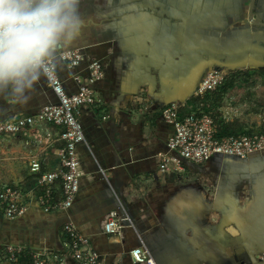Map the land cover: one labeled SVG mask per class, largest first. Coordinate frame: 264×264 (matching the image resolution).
<instances>
[{
    "label": "crops",
    "instance_id": "obj_1",
    "mask_svg": "<svg viewBox=\"0 0 264 264\" xmlns=\"http://www.w3.org/2000/svg\"><path fill=\"white\" fill-rule=\"evenodd\" d=\"M250 1L81 0L90 23L68 49H79L83 59L73 68L61 60L56 69L68 93L78 90L74 75L87 80L91 61L104 69L90 85L95 104L78 111L86 137L77 146L79 191L65 210L38 202L40 176L63 168L56 127L0 138V181L20 188L26 205L12 219L0 211V253L23 247L59 254L64 261L56 264H75L63 232L72 223L105 264H132L129 251L141 244L158 264H249L235 252L244 243L251 264H264V150L248 158L185 161L184 171L168 160L162 172L159 158L169 153L174 131L163 108L194 109V93L212 67L264 68V26L249 21ZM255 17L264 21V0H256ZM30 97L24 104L0 99V121L58 102L46 77ZM229 98L218 106L220 119H243ZM34 158L42 163L41 175L30 170ZM111 211L132 222L117 235L102 230Z\"/></svg>",
    "mask_w": 264,
    "mask_h": 264
},
{
    "label": "built area",
    "instance_id": "obj_2",
    "mask_svg": "<svg viewBox=\"0 0 264 264\" xmlns=\"http://www.w3.org/2000/svg\"><path fill=\"white\" fill-rule=\"evenodd\" d=\"M82 59L83 55L79 49H67L62 58L69 68L78 66ZM233 72L232 68L228 67H212L194 93V97H199L202 101L191 111L183 114L180 104L177 103L163 108L162 116L174 126V131L167 143L169 153L159 154L162 172L167 170L168 160L173 161L178 171H184L185 161L203 164L217 154L248 158L251 154L264 150V132L219 136L218 124L214 118V111L219 107H213L210 101H203L206 95L216 91ZM103 76L102 63L93 60L88 64L87 80L82 83L79 76L74 75V79L79 82L78 90L68 93L55 71L46 79L48 87L58 98L57 103L43 106L36 114L0 121L2 140L18 134L25 136L40 127L53 126L58 129L57 140L63 143L60 148L63 168L60 171L43 173L39 178V185L44 191L38 194V202L46 210L70 208L79 191L82 171L77 146L79 143H85L86 137L78 119V111L82 106L95 104L96 97L90 85ZM29 165L32 172L38 173L42 170L39 158H34ZM56 192H60L61 198H55ZM23 195L20 188L0 181V211L6 218L12 219L23 213L26 208ZM131 224L128 214L111 211L102 221V230L108 235H117ZM63 232L68 237V257L75 264H105L91 247L90 240L83 236L74 224L64 225ZM5 250L9 253V261L15 259L17 253L22 252L24 248L9 246ZM32 254L33 264H56L64 261V258L55 252ZM129 255L132 264H158L144 244L132 248Z\"/></svg>",
    "mask_w": 264,
    "mask_h": 264
},
{
    "label": "clouds",
    "instance_id": "obj_3",
    "mask_svg": "<svg viewBox=\"0 0 264 264\" xmlns=\"http://www.w3.org/2000/svg\"><path fill=\"white\" fill-rule=\"evenodd\" d=\"M89 23L81 0H0V99L27 103Z\"/></svg>",
    "mask_w": 264,
    "mask_h": 264
},
{
    "label": "trees",
    "instance_id": "obj_4",
    "mask_svg": "<svg viewBox=\"0 0 264 264\" xmlns=\"http://www.w3.org/2000/svg\"><path fill=\"white\" fill-rule=\"evenodd\" d=\"M236 74L237 75H247L249 74V72L248 70H239V72L234 71L231 75L227 77L225 82L216 91L212 92L211 94L206 95L203 101L204 102L210 101L213 107L221 106L225 95L229 93L230 90H233L235 88L234 82H235ZM261 75L264 80V68L261 70ZM193 99H194L195 105L202 101V99L199 97H194ZM185 113L186 112H184L183 114ZM220 116H221L220 111L215 110L214 118L218 124L219 136L238 135L242 133L251 134L254 132H264V124H262L261 128L258 131H256L254 130V128H249L244 119H234L232 121H223L220 119ZM59 146L60 147L63 146V143L62 142L59 143ZM37 174L41 175L42 170L41 172H38ZM43 191H44L43 187L38 188L39 194H42ZM55 198L56 199L61 198L60 192L55 193ZM8 257H9V253L7 252V250L2 251V253H0V264H33L34 262L32 252L25 248L22 252L17 253L15 259L7 261L6 259ZM3 260H6L7 262H3Z\"/></svg>",
    "mask_w": 264,
    "mask_h": 264
},
{
    "label": "rangeland",
    "instance_id": "obj_5",
    "mask_svg": "<svg viewBox=\"0 0 264 264\" xmlns=\"http://www.w3.org/2000/svg\"><path fill=\"white\" fill-rule=\"evenodd\" d=\"M232 70L239 72L243 69ZM247 70V75L236 74L235 88L229 91V100L240 106L243 114L239 117L247 120L249 127L258 131L261 128L259 123L264 120V81L260 67Z\"/></svg>",
    "mask_w": 264,
    "mask_h": 264
},
{
    "label": "water",
    "instance_id": "obj_6",
    "mask_svg": "<svg viewBox=\"0 0 264 264\" xmlns=\"http://www.w3.org/2000/svg\"><path fill=\"white\" fill-rule=\"evenodd\" d=\"M255 4H256V0L250 1L248 19L253 24L264 26V21L258 20L255 17ZM248 251H249V247L247 246L246 243H244L241 247H238L235 250L237 255V260L239 261L240 259H245L249 264H251L252 262L251 259L249 258Z\"/></svg>",
    "mask_w": 264,
    "mask_h": 264
}]
</instances>
